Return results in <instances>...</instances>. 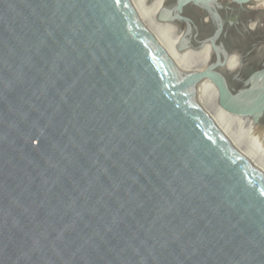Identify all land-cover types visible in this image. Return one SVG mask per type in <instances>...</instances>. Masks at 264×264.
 Instances as JSON below:
<instances>
[{
  "label": "water",
  "instance_id": "1",
  "mask_svg": "<svg viewBox=\"0 0 264 264\" xmlns=\"http://www.w3.org/2000/svg\"><path fill=\"white\" fill-rule=\"evenodd\" d=\"M227 1L157 20L178 53L210 45L220 105L264 124V36L231 38L264 1ZM202 84L128 0H0V264H264V174Z\"/></svg>",
  "mask_w": 264,
  "mask_h": 264
},
{
  "label": "bare ground",
  "instance_id": "2",
  "mask_svg": "<svg viewBox=\"0 0 264 264\" xmlns=\"http://www.w3.org/2000/svg\"><path fill=\"white\" fill-rule=\"evenodd\" d=\"M168 1L128 0L147 33L166 51L177 67L185 73L181 67L182 65L188 76L197 78L200 82H203L200 92L202 102L208 113L230 140L231 144L239 149L264 174V156L258 153L264 147V136L261 137L253 131L255 125L258 124L254 122L252 117L234 114L220 105L218 91L205 79L213 54L210 45H206L199 51L192 49L182 53L176 51V47L184 33L183 29H180L175 24L161 23L157 20L159 13ZM238 66V55H233L226 63V69L228 71H234Z\"/></svg>",
  "mask_w": 264,
  "mask_h": 264
},
{
  "label": "rangeland",
  "instance_id": "3",
  "mask_svg": "<svg viewBox=\"0 0 264 264\" xmlns=\"http://www.w3.org/2000/svg\"><path fill=\"white\" fill-rule=\"evenodd\" d=\"M222 2L226 3L228 1L227 0H222ZM249 8H250L251 11L259 12V15L256 17V22L254 21V23L249 24L247 26V28L241 26L238 29L237 32L234 31L235 32L234 35H231V38L234 39L237 42V44H240L242 47L243 46L244 47H249L250 45H252L256 41H258L260 36H262V35L264 36V3H262V4L258 5V6L249 7ZM189 16L191 18L194 17V15L191 14V13H189ZM195 22H196V20H195ZM196 23L198 24V22H196ZM199 25L200 24H198V26ZM203 25L208 27L209 26V20L208 19H204ZM258 25H260V27H258ZM181 67L183 68V71L186 73L184 67L182 65H181ZM253 131H254V133H256L257 135H259L261 137L264 136V124L255 125V127L253 128ZM258 153L260 155L264 156V147H262V149L259 150Z\"/></svg>",
  "mask_w": 264,
  "mask_h": 264
},
{
  "label": "flooded vegetation",
  "instance_id": "4",
  "mask_svg": "<svg viewBox=\"0 0 264 264\" xmlns=\"http://www.w3.org/2000/svg\"><path fill=\"white\" fill-rule=\"evenodd\" d=\"M260 38H263L262 36H260ZM235 56V55H234Z\"/></svg>",
  "mask_w": 264,
  "mask_h": 264
}]
</instances>
